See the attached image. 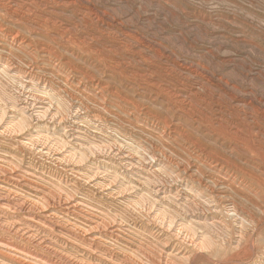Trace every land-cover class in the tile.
Returning <instances> with one entry per match:
<instances>
[{
  "label": "rangeland",
  "instance_id": "374dc122",
  "mask_svg": "<svg viewBox=\"0 0 264 264\" xmlns=\"http://www.w3.org/2000/svg\"><path fill=\"white\" fill-rule=\"evenodd\" d=\"M10 6L18 15L10 14ZM32 20L42 22V28L33 31ZM0 30L7 39L19 33L29 44L26 51H19L0 42L14 67L29 71L28 64L33 65L38 68L34 72L47 81L42 86L30 84L22 74L7 75L0 65V73H6L0 74V120L4 121H0V162L19 166L16 170L50 191L71 194L95 218L124 226L122 238L116 244L109 241L122 253L141 256L142 249L166 248L165 252L177 254L174 264H264V0H0ZM77 71L94 81H110L107 100L113 105L106 102L113 113L101 110L102 101L93 92H83L78 84L89 81ZM149 87L154 91L146 89ZM178 90L186 99H181V105L172 96L180 93ZM155 93H172L166 97L173 98L169 114V104L155 98ZM195 93L200 106L188 97ZM140 94L148 98L140 100ZM124 98L129 103L120 100ZM144 112L150 114L145 116ZM151 114L169 122L181 117L182 127L193 132L208 154L238 165L226 162L217 171L209 159L206 165L198 158V149L186 152L183 141L162 138L163 125L151 134L136 128L142 125L140 122L151 123ZM85 115L98 118L91 117L88 122ZM187 122L200 131L192 130ZM117 148L124 155L136 157L134 166L123 161L124 155L120 157ZM142 149L156 150L161 157L169 158L165 169L174 171L180 179L169 180L163 170L160 177L170 183L165 184L161 178L156 181L155 176L149 183L147 172L137 160ZM250 171L252 174H248ZM160 184L173 190L172 198H177L154 194V187ZM144 197L149 199L140 211L137 204ZM161 218L167 220L166 225L173 221L172 229L162 225ZM82 220L71 222L84 227ZM189 228L195 231V237L187 236ZM206 241L211 243L210 248L203 247ZM84 252L70 243L65 255L69 253L66 256L78 264H91ZM15 257L0 248V259L6 263L35 264Z\"/></svg>",
  "mask_w": 264,
  "mask_h": 264
},
{
  "label": "bare ground",
  "instance_id": "6f19581e",
  "mask_svg": "<svg viewBox=\"0 0 264 264\" xmlns=\"http://www.w3.org/2000/svg\"><path fill=\"white\" fill-rule=\"evenodd\" d=\"M2 1V0H1ZM7 1V0H5ZM28 1V0H27ZM33 2V1H31ZM35 3V2H33ZM32 3V4H33ZM46 3V2H45ZM9 4V3H7ZM13 4V3H12ZM29 4V3H28ZM47 4V3H46ZM49 4V3H48ZM62 4V3H61ZM18 5V3H17ZM15 5V6H17ZM20 5V4H19ZM25 6H28L24 3ZM45 5V4H43ZM2 6V5H1ZM7 6V5H5ZM14 6V5H13ZM23 6V5H22ZM33 6V5H32ZM42 6V5H40ZM9 7V5H8ZM10 14L12 16H15V14L18 13V11L14 8H12V6H10ZM29 7H31V4L29 5ZM28 7V8H29ZM35 7V6H33ZM6 8V7H5ZM32 8V7H31ZM36 8V7H35ZM9 9V8H8ZM24 9V8H23ZM30 9V8H29ZM28 9V10H29ZM33 9V8H32ZM30 9V11L32 10ZM38 9V8H37ZM19 10H22L19 8ZM94 10V8H93ZM23 11V10H22ZM29 11V12H30ZM9 12V11H7ZM24 12V11H23ZM33 12V11H32ZM83 12V11H82ZM31 13V12H30ZM25 14V12H24ZM29 14V13H28ZM18 15V14H17ZM16 15V16H17ZM31 15V14H30ZM20 16V15H19ZM24 15H22L23 17ZM81 16V15H80ZM10 17V16H9ZM29 17V16H28ZM8 18V17H7ZM6 18V19H7ZM14 18V17H13ZM21 18V17H20ZM41 19V18H40ZM9 20V19H8ZM39 20V19H38ZM49 19H47L48 21ZM33 21V20H32ZM45 21V20H44ZM50 21V20H49ZM21 22V21H20ZM28 22V21H27ZM51 22V21H50ZM24 23V22H23ZM46 23V22H43ZM48 23V22H47ZM18 24V23H16ZM21 24V23H20ZM29 24V23H28ZM26 24V25H28ZM51 24V23H49ZM55 24V22H54ZM31 25L33 26V31H37V28H42V22L39 21H33L31 22ZM47 25V24H46ZM45 25V26H46ZM22 27V26H21ZM50 27V26H49ZM56 27V26H55ZM57 28V27H56ZM64 28V27H63ZM51 29V27H50ZM42 30V29H41ZM48 30V29H47ZM57 31V29H55ZM66 30V29H65ZM64 30V31H65ZM49 31V30H48ZM61 31V30H59ZM1 32V30H0ZM4 32V31H3ZM46 32V31H45ZM50 32V31H49ZM53 32V31H52ZM67 32V30H66ZM42 33V32H39ZM48 33V32H47ZM55 33V32H54ZM61 33V32H60ZM64 33V32H63ZM58 34V33H57ZM56 34V35H57ZM6 35V34H5ZM4 33L2 35H0V42H4L5 44H7L8 46H10V48H12L13 50H19V51H23L27 48V46H29V44L27 43V41L19 36V33L15 34L14 36H12L11 39H7V37H5ZM11 35V34H9ZM94 35V34H93ZM60 36V34H59ZM64 36V34H63ZM61 37V36H60ZM88 38V37H87ZM92 39V38H91ZM74 40V38L72 39ZM79 40L81 39H77V41L79 42ZM88 40V39H85ZM90 40V39H89ZM31 41V40H30ZM84 42V40H81ZM94 41V38H93ZM33 42V41H32ZM67 43H71V42H67ZM77 43V42H76ZM86 43V42H85ZM83 43V44H85ZM73 44V43H72ZM89 44V42H88ZM78 45V43H77ZM123 45V44H122ZM86 46V45H85ZM91 46V45H90ZM4 47V46H3ZM33 47V46H32ZM48 47V46H47ZM68 47V46H67ZM81 47V46H80ZM92 47V46H91ZM94 47V46H93ZM8 48V47H7ZM46 48V47H45ZM71 48V47H70ZM95 48V47H94ZM29 49V48H28ZM51 49V48H50ZM6 49L2 48L0 46V61H4L5 63H0L3 64L1 66L4 67L5 72L7 73V75L13 74L17 75L18 74H22L24 75V78L28 81V83L32 84V83H37L39 86H42L44 84H46V80L38 75L37 73L34 72L35 69H38L37 67L35 68L33 65L28 64V68L29 71H23L22 68H18L14 67V63L11 62V60L7 59L6 56ZM42 52L44 54H50V52L46 51V49H41ZM48 50V49H47ZM96 50V49H95ZM26 51V50H25ZM73 51V50H71ZM92 51V50H91ZM97 51V50H96ZM10 54H13L12 50H9ZM40 52V51H39ZM66 52V51H65ZM34 53V52H33ZM54 53V51H53ZM73 53V52H72ZM90 53V52H89ZM36 54V53H34ZM52 54V52H51ZM70 55V54H69ZM45 56V55H44ZM47 56V55H46ZM36 57V56H35ZM56 57V55H55ZM54 57V58H55ZM62 57V56H61ZM71 57H73L71 55ZM57 58V57H56ZM70 58V57H69ZM144 58V57H143ZM47 60H49V58H45ZM20 60V59H19ZM64 60V59H63ZM45 61V60H44ZM32 62V61H31ZM61 62V61H60ZM33 63V62H32ZM43 63V62H42ZM47 63V61H46ZM70 63V62H69ZM120 63V62H119ZM39 64V63H38ZM121 65V64H119ZM118 65V66H119ZM71 66V65H70ZM69 66V67H70ZM41 68V67H40ZM73 68V67H71ZM77 69V68H76ZM75 69V70H76ZM2 71V69H1ZM36 71V70H35ZM40 71V70H39ZM76 72V71H75ZM82 72V71H81ZM78 72V74L81 75V77L83 76L84 78L87 79V81H89V84H83V83H79L78 85L81 87V89H83V92L85 91H91L95 94V98L99 97V101L101 100L102 102L100 103V108L102 111H105L107 113H113L110 111V105L112 104V101H108L107 98L109 97L108 91L111 88V83L110 81L107 82V80H105L106 82H100V81H94L91 80V77L88 78L87 75H84L83 72ZM104 72V71H103ZM101 71V73H103ZM6 73H0V74H4L6 75ZM45 73V72H44ZM64 73V71H63ZM72 74V72H70ZM129 73V72H128ZM180 73V72H179ZM89 74V73H88ZM67 75V74H66ZM74 75V74H73ZM137 75H139L137 73ZM148 75V74H147ZM10 76V75H9ZM21 76V75H20ZM92 76V75H91ZM140 76V75H139ZM144 76V75H143ZM75 77V76H74ZM141 77V76H140ZM145 77V76H144ZM23 78V77H22ZM83 78V79H84ZM135 78V77H133ZM131 78V79H133ZM148 77H145V79ZM150 78V76H149ZM155 78V77H154ZM159 78V77H158ZM54 79V78H53ZM69 79V77H68ZM81 79V78H80ZM21 80V79H20ZM24 80V79H23ZM111 80V79H110ZM140 80V79H139ZM138 80V83H139ZM143 80V78H142ZM150 80V79H149ZM175 80V79H174ZM58 81V80H57ZM72 82H74V80H71ZM131 81V80H130ZM137 81V80H136ZM71 82V83H72ZM84 82V81H82ZM113 82V81H112ZM148 82V81H147ZM85 83V82H84ZM158 83V82H156ZM156 83L155 86H156ZM131 84V83H130ZM147 84V83H146ZM153 84V86H154ZM25 85V84H24ZM129 85V84H128ZM166 85V84H164ZM168 85V84H167ZM132 86V85H131ZM137 86V85H136ZM152 86V84H151ZM46 87V86H45ZM145 87V86H144ZM159 87V86H157ZM143 88V87H142ZM222 88V87H221ZM92 89V90H90ZM141 89V88H140ZM146 89H150L152 91H154L151 87L146 88ZM157 89V88H156ZM185 89V88H184ZM183 89V90H184ZM138 89H136L137 91ZM142 90V89H141ZM169 90V89H168ZM23 91V90H22ZM53 91V90H51ZM66 91V90H65ZM143 91V90H142ZM176 91V90H175ZM179 91V90H178ZM186 91V90H185ZM220 91V90H219ZM87 92V93H88ZM138 92V91H137ZM163 92V91H162ZM167 92V90H166ZM180 92V91H179ZM188 92V91H187ZM194 92V91H193ZM79 93V92H78ZM136 93V92H135ZM144 93H148V92H144ZM168 93V92H167ZM185 93V92H184ZM89 94V93H88ZM92 94V95H94ZM112 95H118L116 92L115 93H111ZM149 94V93H148ZM147 94V95H148ZM152 94V93H151ZM172 93L169 94H157L155 93V98H160L161 101L166 100L167 101V111L169 114V106L173 105V98H176L177 102H180L179 105H181V99L184 98L183 92L180 93H173L172 96H174L172 98V100L167 99L170 98V95ZM182 94V95H181ZM186 93V97H187ZM193 94V93H192ZM198 94V93H197ZM196 93L195 95H190L188 96L189 98H192V100L194 99L195 102H198V106L199 105V101L200 99L196 96H198ZM3 95V94H2ZM91 95V93H90ZM136 95V94H135ZM153 95V94H152ZM206 95V94H205ZM209 95V94H207ZM215 95V94H214ZM46 96V95H45ZM57 96V95H56ZM65 96V95H64ZM89 96V95H88ZM119 96V95H118ZM117 96V97H118ZM211 96V95H210ZM76 97V96H74ZM152 97V96H151ZM167 97V98H166ZM87 98V96H86ZM91 98V97H90ZM94 98V99H95ZM120 98V96L118 97ZM126 98V97H125ZM124 98V100L120 99L122 102H126V99ZM138 98H140V100L142 99L144 101V99L148 98V96H145L140 94L138 96ZM137 98V99H138ZM150 98V97H149ZM202 98V97H201ZM221 98V97H220ZM20 99V98H19ZM98 99V98H97ZM130 99V98H129ZM27 100V99H26ZM91 100V99H90ZM93 100V99H92ZM119 100V101H120ZM139 100V99H138ZM156 101V99H154ZM191 100V101H192ZM202 100V99H201ZM108 101L110 103V105H107ZM184 101V102H185ZM204 101V100H203ZM226 101V100H225ZM7 102V101H6ZM13 102V101H12ZM19 102V101H18ZM54 102V101H53ZM69 102V101H68ZM98 102V100L96 101ZM131 102V101H130ZM139 102V101H138ZM141 102V101H140ZM139 102V103H140ZM149 102V101H148ZM165 102V101H164ZM183 102V101H182ZM183 102V103H184ZM45 103V102H44ZM58 103V102H57ZM66 103V102H65ZM129 103V102H128ZM134 103V101H133ZM137 103V102H136ZM150 103V102H149ZM152 103V102H151ZM182 103V104H183ZM189 103V102H188ZM205 103V101H204ZM51 104V103H50ZM121 104V103H120ZM163 105V103H161ZM176 104V103H175ZM185 104V103H184ZM190 104V103H189ZM192 104V102H191ZM207 104V103H206ZM21 105V104H20ZM122 105H124L122 103ZM132 105V104H131ZM134 105V104H133ZM17 106V105H16ZM121 106V105H120ZM129 106V105H128ZM137 106V105H136ZM165 106V105H164ZM177 106V105H176ZM186 106V105H185ZM204 106V105H203ZM206 106V105H205ZM228 106V105H227ZM45 107V106H44ZM122 107V106H121ZM139 107V105H138ZM153 107V106H152ZM179 107V106H178ZM248 107V106H246ZM80 108L83 109V111L85 110L84 105L80 106ZM137 108V107H136ZM155 108V106H154ZM165 108V107H164ZM169 108V109H168ZM174 108V107H173ZM187 108V106H186ZM66 109V107H65ZM68 109V107H67ZM127 109V108H126ZM129 109V108H128ZM144 109V108H143ZM198 109V108H197ZM204 109V108H203ZM232 109V108H231ZM250 109V108H249ZM6 110V109H5ZM96 110V109H95ZM135 110V108H134ZM171 110V109H170ZM179 110L180 107H179ZM189 110V109H188ZM186 110V111H188ZM49 111V110H48ZM69 111V109H68ZM86 111V110H85ZM89 111V109H88ZM138 111V110H137ZM172 111V110H171ZM183 111V110H182ZM185 111V109H184ZM72 112V111H70ZM134 113L136 111H133ZM139 112V111H138ZM189 112V111H188ZM197 112V111H196ZM246 112V111H245ZM4 113V112H3ZM47 113V112H46ZM87 113V112H86ZM128 113V112H127ZM222 113L223 111H221L220 109V114L219 116L222 117ZM45 114V113H44ZM67 114V113H66ZM69 114V113H68ZM139 113H137L138 115ZM142 114V113H141ZM150 113L144 112V115L148 116ZM155 114V113H154ZM181 114V113H180ZM186 114V113H185ZM190 114V113H189ZM193 114V113H192ZM249 114V113H248ZM46 115V114H45ZM94 115V114H93ZM152 115V114H151ZM194 115V114H193ZM217 115V114H216ZM3 116V115H2ZM22 116V115H21ZM86 119H88V122H91L90 120L93 118H98L97 116H91V115H85ZM129 116V115H128ZM136 116V115H135ZM134 116V117H135ZM170 117V115H168ZM207 116V115H206ZM253 116V115H252ZM58 117V116H57ZM68 117V116H67ZM92 117V118H91ZM118 117V116H117ZM137 117V116H136ZM162 116H157L156 117L154 115H152L151 117H149L152 122H140L142 125L140 126H136V128L143 130L144 132H147L148 134L152 133L153 131H157L160 129V126L163 125V135L162 138L164 137L167 140H173L174 142H180L182 143V141L185 143V151H189L191 148L193 150L198 149L199 150V154H198V158L202 161V162H206L207 165V161L208 159L211 161L210 165L214 166V169L219 171L220 166H223L227 163H232L234 166H237L238 164H236L237 162H232L231 159H220L218 157H215L214 154L210 155V153L208 154L207 151L209 152V150H205L203 148V146L201 144L198 143V141H196V138H194L193 132L188 130L185 127H182L181 125V117L177 118V120H175L174 122H169V119L164 120ZM166 117V116H165ZM185 117V116H184ZM192 117V116H190ZM195 117V116H194ZM202 117V116H201ZM220 117V118H221ZM224 117V116H223ZM48 118V117H47ZM64 118V117H63ZM80 118V117H79ZM174 118V116H173ZM16 119V118H15ZM31 119V118H30ZM82 120L85 118H81ZM92 119V120H93ZM122 119V118H120ZM60 120V119H59ZM149 120V119H146ZM169 120V121H168ZM1 121V120H0ZM3 121V120H2ZM1 121V122H2ZM119 121V120H118ZM173 121V120H171ZM191 121H194V118H191ZM196 121V120H195ZM219 121V119H218ZM217 121V122H218ZM4 122V121H3ZM20 122V121H19ZM63 122V121H62ZM221 122V121H220ZM219 122V123H220ZM240 122V121H239ZM21 123V122H20ZM130 123V122H129ZM148 123V124H147ZM222 123V122H221ZM260 123V122H259ZM86 124V123H85ZM132 124V123H130ZM1 125V124H0ZM59 125V124H58ZM136 125V124H135ZM188 127H190L192 130H196V131H200V128H196L194 129V126L192 125V123H188L186 124ZM201 125V124H200ZM222 125V124H221ZM243 125V124H242ZM82 126V125H81ZM134 126V125H133ZM224 126V125H223ZM227 126V125H226ZM225 126V127H226ZM235 127V126H234ZM127 128V127H126ZM130 128V127H129ZM134 128V127H133ZM189 128V129H190ZM229 128V126H228ZM233 128V126H232ZM231 128V129H232ZM14 129V128H13ZM131 129V128H130ZM234 130V129H233ZM238 130V129H237ZM261 130V129H260ZM3 131V130H2ZM16 131V130H15ZM48 131V130H47ZM139 132V130H138ZM141 132V131H140ZM238 132V131H237ZM260 132V131H259ZM157 133V132H156ZM20 134V133H19ZM49 134V133H48ZM140 134V133H139ZM143 134V133H142ZM147 135V134H146ZM160 135V134H159ZM236 135V134H235ZM262 136V135H261ZM43 137V136H42ZM151 137V136H150ZM46 138V137H45ZM217 138V137H216ZM244 138V137H243ZM25 139V138H24ZM29 140V139H28ZM150 140V139H149ZM208 140V139H207ZM158 141V139H157ZM263 141V140H262ZM261 141V142H262ZM31 142V141H30ZM34 142V141H33ZM36 142V141H35ZM39 143V141H38ZM140 143V142H139ZM37 144V143H36ZM35 144V145H36ZM56 144V143H55ZM169 144V143H168ZM167 144V145H168ZM33 144H31L32 146ZM34 145V146H35ZM181 145V144H180ZM183 145V144H182ZM138 146V145H137ZM136 146V147H137ZM142 146V145H141ZM154 146V145H153ZM215 146V145H214ZM135 147V148H136ZM139 147V146H138ZM137 147V148H138ZM149 147V145H148ZM30 148V147H29ZM136 148V149H137ZM144 148V147H143ZM183 148V147H182ZM67 149V148H66ZM99 149V148H98ZM118 149V148H117ZM141 149V148H139ZM138 149V150H139ZM63 150V149H62ZM119 150V149H118ZM131 150V149H130ZM179 150V149H178ZM177 150V151H178ZM214 150V149H213ZM98 151V150H97ZM136 151V150H135ZM142 152V154L139 156L140 158L137 160L142 164L143 166V170H145L147 173V175L149 177L148 180L145 177L144 182L147 180L150 182H153L154 179L157 178L156 181H158L160 177V172L161 171H165L166 173V177L169 180L172 181H177L178 179H180V177L178 175H176V173L172 170H167L164 167V164H167L166 161L169 160V158L167 157H161L158 152L156 150H150V149H142L140 150ZM186 151V152H187ZM116 152V151H115ZM119 156L124 155L121 152V149L118 151ZM137 152V151H136ZM140 152V153H141ZM169 152V151H168ZM193 152V151H192ZM196 152V151H195ZM259 152V151H258ZM81 153V152H80ZM138 153V152H137ZM136 153V154H137ZM138 153V154H140ZM218 153V152H217ZM83 154V153H82ZM81 154V155H82ZM127 154V153H126ZM164 155V154H163ZM118 156V157H119ZM120 156V157H121ZM170 156V155H169ZM196 156V155H195ZM194 156V157H195ZM229 156V155H228ZM172 157V156H171ZM193 157V156H192ZM81 158V157H80ZM136 158V157H135ZM135 158L132 156V154H127L124 155L122 157L123 161L128 162L129 166L132 165L134 166L132 162L135 161ZM197 158V157H196ZM197 158V159H198ZM225 158V157H224ZM238 158V157H237ZM73 159V158H72ZM175 159V158H174ZM215 159V160H214ZM239 159V158H238ZM241 159V157H240ZM75 160V159H74ZM181 160V159H180ZM213 160V162H212ZM241 161V160H240ZM239 161V162H240ZM227 162V163H226ZM242 162V161H241ZM250 162V161H249ZM78 163V161H77ZM169 163V161H168ZM185 163V162H184ZM215 163V165H214ZM245 163H248L247 161ZM5 164V163H4ZM2 162H0V248H4L7 249L8 252H11V255L17 256L15 257L17 258H22V261H25L26 259L31 260V262L29 261V263H35V264H78L74 261H72L69 258L72 257H67L66 255H69V253L65 255V251L68 248V244H72V245H76L79 246L81 248L84 249V253L83 256H85V258H89L92 262L91 264H174L175 263V258L176 255H174V252H170L167 253L164 251V249L166 250V248H164L163 250H159L161 248H157V249H147L144 250L142 249V252H140V254L142 253V255L138 256V254H127V253H122L120 252V248L119 250L116 247H112L111 243H117L122 237V229L121 228V224L120 226L116 225L113 222H108L105 221V219H101V218H95L94 215L92 216L91 211L89 214L85 209H84V204L82 201L78 200L77 198H74V196H69L71 194H69L67 196V193L65 194V192H63L65 195L62 194V192L59 193H55L53 191H50V189H46V187L44 188V186L42 187V185L40 186L39 184H37L36 182H34L30 177H27V175H24L20 170H16V168H18L16 166V168H13L12 166H6V164L4 165ZM81 164V163H80ZM204 164V163H203ZM249 164V163H248ZM257 164V163H256ZM11 165V164H10ZM13 165V164H12ZM200 165V164H199ZM14 166V165H13ZM126 166V165H125ZM162 166V167H161ZM187 166V165H186ZM189 166V165H188ZM195 166V165H194ZM204 166V165H203ZM229 166V165H228ZM241 166V165H240ZM245 166V165H244ZM15 167V166H14ZM233 167V166H231ZM242 167V166H241ZM240 167V168H241ZM251 167V166H250ZM255 167L257 168V166L255 165ZM191 168V167H190ZM189 168V169H190ZM236 168V167H235ZM239 168V169H240ZM249 168V167H248ZM186 169V168H185ZM243 169V168H242ZM246 169V168H245ZM244 169V170H245ZM250 169V168H249ZM247 169V170H249ZM237 170V169H236ZM235 170V171H236ZM252 170V169H251ZM254 170V169H253ZM43 171V170H42ZM164 171L162 172V174L164 173ZM239 171V170H237ZM243 171V170H242ZM145 173V172H144ZM242 173V172H241ZM209 174V173H208ZM248 174H252L251 171ZM254 174V173H253ZM194 175V174H193ZM212 175V174H211ZM29 176V175H28ZM48 176V175H47ZM109 176V175H108ZM153 176H155L156 178H154ZM249 176V175H248ZM106 177V176H105ZM154 179H153V178ZM203 177V176H202ZM222 177V176H221ZM231 177V175L229 176ZM237 177V176H236ZM152 178V180L150 179ZM165 178V176L163 177ZM166 178V179H167ZM246 178V176H245ZM249 178V177H247ZM250 178H252L250 176ZM249 178V179H250ZM259 178V177H258ZM105 179V178H104ZM165 179V180H166ZM167 179V180H168ZM204 179V178H203ZM243 179V178H242ZM257 179V178H256ZM162 180V178H161ZM165 180L163 182H165ZM166 180L165 184L168 183ZM231 180V178H230ZM239 180V178H238ZM254 180V179H253ZM258 180V179H257ZM256 180V181H257ZM123 181V180H122ZM206 181V180H205ZM225 181V180H223ZM243 181V180H242ZM263 181V180H262ZM112 182V181H111ZM211 182V181H210ZM238 182V181H237ZM248 182V181H247ZM255 182V181H254ZM148 183V184H149ZM156 182H154L155 184ZM170 183V182H169ZM228 183V182H227ZM232 183V182H231ZM242 183V182H241ZM63 184V183H62ZM161 184H164L161 182ZM160 186H155L154 187V194H163L164 197L163 198H172V194L174 193L173 190H169L168 188H166V185L164 187V185ZM233 184V183H232ZM250 184V183H249ZM116 185V184H115ZM157 185V184H156ZM171 185V184H169ZM214 185V184H213ZM230 185V182H229ZM243 185V184H242ZM150 186V185H149ZM241 186V184L239 185ZM252 186V185H251ZM60 187V186H59ZM239 188V187H238ZM237 188V189H238ZM246 188V187H245ZM240 189V188H239ZM243 190V189H241ZM55 191V190H54ZM244 191V190H243ZM26 192V193H24ZM106 193V192H105ZM152 193V194H153ZM150 194V193H149ZM258 194V193H257ZM147 196V195H146ZM175 196V194H174ZM179 196V195H178ZM200 196V195H199ZM261 196V195H259ZM31 197H33L34 199H32ZM81 197V196H80ZM151 197V194H150ZM226 197V196H225ZM36 198V199H35ZM145 199L141 198L140 202L137 204L139 207V210L143 207V203H146L145 201H147V199L144 197ZM152 198V197H151ZM174 199H176L175 197H173ZM172 198V199H173ZM254 198V197H253ZM153 199V198H152ZM151 199V200H152ZM179 199V198H178ZM219 199V198H218ZM261 199V198H260ZM156 200V199H155ZM160 200V199H159ZM166 200V199H165ZM253 200V199H252ZM164 201V200H163ZM200 201V200H199ZM206 201V200H205ZM258 201V200H257ZM92 202V201H91ZM152 202V201H151ZM132 203V202H131ZM200 203V202H199ZM204 203V202H203ZM136 204V203H134ZM147 204V203H146ZM145 204V205H146ZM149 204V203H148ZM193 204V203H192ZM144 205V206H145ZM205 205V204H204ZM252 205V204H251ZM134 206V205H133ZM186 206V205H185ZM192 206V205H191ZM199 206V205H198ZM259 206V205H258ZM189 207V206H187ZM241 207V206H240ZM173 208V207H172ZM191 208V207H190ZM189 208V210H190ZM193 208V207H192ZM199 208V207H198ZM246 208V207H245ZM148 209V208H147ZM261 209V208H260ZM89 210V209H88ZM145 210V209H144ZM193 210V209H192ZM245 210V209H244ZM141 211V210H140ZM139 211V212H140ZM197 211V209H196ZM210 211V210H209ZM237 211V210H236ZM185 212V211H184ZM252 212V211H251ZM141 214L143 212H140ZM149 213L150 210H149ZM179 213V212H178ZM188 213V212H186ZM194 213V212H193ZM205 213V212H204ZM237 213V212H236ZM196 214V213H195ZM248 214V213H247ZM189 215V214H188ZM234 215V214H231ZM263 215V214H262ZM99 216V215H98ZM97 216V217H98ZM150 216V215H149ZM167 217V216H166ZM169 218V217H168ZM239 218V217H238ZM255 218V217H254ZM72 219H83L84 220V227H81L76 225L77 223H72L71 220ZM158 219V217H157ZM165 218H161L159 222H161L162 225H166L165 222H167V220ZM241 219V218H240ZM82 220V221H83ZM107 220V219H106ZM182 220V219H181ZM236 220V219H235ZM79 221V220H78ZM81 221V222H82ZM156 221V219H155ZM173 222V221H172ZM169 221V224H167L165 227H167L169 225L170 229L172 224L174 225V222L172 223ZM156 223V222H155ZM190 223V222H189ZM83 224V223H82ZM245 224V223H244ZM158 225V224H157ZM160 225V224H159ZM207 225V224H206ZM215 225V224H214ZM236 225V224H235ZM190 226V224H189ZM158 227V226H157ZM162 227V226H161ZM219 227V226H218ZM137 228V227H136ZM155 228V227H154ZM163 228V227H162ZM168 228V227H167ZM135 229V227H134ZM138 229V228H137ZM157 229V228H156ZM180 229V228H179ZM195 229V228H194ZM200 229V228H199ZM142 230V229H141ZM168 230V229H167ZM213 230V229H212ZM143 231V230H142ZM183 231V229H182ZM191 231V232H190ZM202 231V230H201ZM144 232V231H143ZM162 232V231H161ZM145 233V232H144ZM174 233V232H173ZM188 233V232H187ZM223 233V232H222ZM146 234V233H145ZM149 234V233H147ZM178 234V232L176 233ZM175 234V235H176ZM181 235V233H179ZM189 235L190 238H192L195 235V231H193V229L189 228ZM126 235V234H124ZM123 235V236H124ZM129 235V234H128ZM179 235V236H180ZM183 235V234H182ZM202 235V233H201ZM204 235V234H203ZM222 235V234H221ZM151 236V235H150ZM156 236V235H155ZM178 236V235H177ZM178 236V237H179ZM127 237V236H126ZM195 237V236H194ZM224 237V236H223ZM242 237V236H241ZM128 238V237H127ZM125 239V238H124ZM195 239V238H194ZM222 239V238H221ZM126 240V239H125ZM192 240V239H191ZM205 240H207L205 238ZM109 241L111 242L109 245ZM128 241V240H127ZM211 241V240H209ZM123 242V240H122ZM163 242V241H162ZM240 242V241H239ZM129 243V242H128ZM186 243V242H185ZM195 243V242H193ZM213 243V242H212ZM131 244V243H130ZM167 245V243H165ZM191 244V243H190ZM210 242H205L202 245H204L203 247H209L210 246ZM240 244V243H239ZM123 245V244H122ZM194 245V244H193ZM143 246V245H142ZM169 246V245H167ZM197 246V245H196ZM75 247V246H73ZM148 247V246H147ZM153 247V246H152ZM162 247V246H161ZM252 247V246H251ZM127 248V247H126ZM131 248V246H130ZM138 248H142V247H138ZM149 248V247H148ZM169 248V247H168ZM171 248V246H170ZM200 248V247H199ZM210 248V247H209ZM238 248V247H237ZM73 249V248H72ZM129 249V248H128ZM132 249V248H131ZM139 249V250H140ZM203 249V248H201ZM77 250V249H76ZM123 250V248L121 249ZM138 250V251H139ZM180 250V249H179ZM79 251V250H78ZM125 251V250H124ZM136 251V250H135ZM137 251V252H138ZM141 251V250H140ZM176 251V250H174ZM204 251V250H203ZM207 251V250H206ZM209 251V250H208ZM73 252V251H72ZM81 252V251H80ZM129 252V251H127ZM13 253V254H12ZM8 255V253H5ZM201 254V253H200ZM10 255V254H9ZM94 255H98L99 258H94ZM3 257V256H2ZM178 258V257H176ZM189 258V257H188ZM207 258V257H206ZM14 259V257H13ZM74 259V258H72ZM187 259V258H186ZM20 260V259H19ZM78 259H76L77 261ZM9 261V260H8ZM17 261V260H15ZM21 261V262H22ZM27 261V260H26ZM25 261V262H26ZM80 261V260H79ZM89 262V261H88ZM14 263V262H13ZM17 263V262H16ZM82 263V262H81ZM80 263V264H81ZM185 263V262H184ZM0 264H11L10 263H6V261L0 259ZM22 264V263H21ZM90 264V263H89Z\"/></svg>",
  "mask_w": 264,
  "mask_h": 264
}]
</instances>
